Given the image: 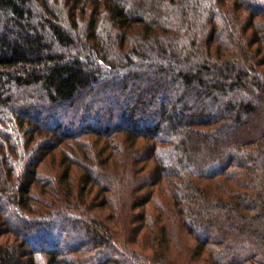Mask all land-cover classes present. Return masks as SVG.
Returning a JSON list of instances; mask_svg holds the SVG:
<instances>
[{
  "label": "trees",
  "instance_id": "obj_1",
  "mask_svg": "<svg viewBox=\"0 0 264 264\" xmlns=\"http://www.w3.org/2000/svg\"><path fill=\"white\" fill-rule=\"evenodd\" d=\"M87 136L154 162L129 233L170 184L211 264H264V0H0V264H148L85 202L108 162L46 171Z\"/></svg>",
  "mask_w": 264,
  "mask_h": 264
},
{
  "label": "rangeland",
  "instance_id": "obj_2",
  "mask_svg": "<svg viewBox=\"0 0 264 264\" xmlns=\"http://www.w3.org/2000/svg\"><path fill=\"white\" fill-rule=\"evenodd\" d=\"M24 138L23 140L26 141V137ZM171 140L172 137L168 141ZM105 141L97 143L94 138L87 136L66 144L64 148L57 150L45 161L46 171L57 172L55 166L58 165L62 152L76 154L75 152L87 151L92 160V164L88 163L85 166L87 169H90L89 167L92 165H102V163L108 162L110 165L108 170L115 174L111 175L110 183L107 185V183L101 184L97 181L94 187L89 186L84 199L87 206L92 208L91 212L94 216L104 223L112 225L118 237L116 243L119 247H126L135 254L142 255L148 264H211L212 246L208 245L204 250L197 248L198 242L195 235L182 228L180 213L176 214L180 207H173L171 190L168 191L171 188L170 184L162 183L155 191L154 200L146 206L145 217L148 221L144 223L146 226L142 227L137 236H134L132 232L129 233L130 230H137L141 226L134 222L142 214V209L132 208L137 200L136 197L131 196L132 190L135 189L136 184H139V178L149 174L154 162L145 163L143 161L135 164L132 158L119 152L117 142ZM104 149L107 153H99ZM125 152L129 153L127 149ZM72 170L70 183L78 190L80 176L84 170L77 166H74ZM108 188L111 190L106 192L105 189ZM105 203L107 206L101 207ZM161 230L166 231L167 241L163 240V231ZM157 236H159L158 240ZM7 241L13 242L12 236L1 238L0 244Z\"/></svg>",
  "mask_w": 264,
  "mask_h": 264
}]
</instances>
